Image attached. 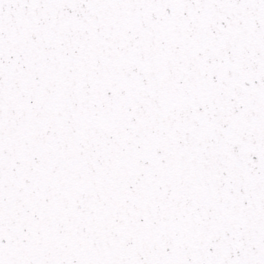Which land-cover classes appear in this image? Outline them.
Wrapping results in <instances>:
<instances>
[{
  "label": "snow or ice",
  "instance_id": "6c2138e0",
  "mask_svg": "<svg viewBox=\"0 0 264 264\" xmlns=\"http://www.w3.org/2000/svg\"><path fill=\"white\" fill-rule=\"evenodd\" d=\"M0 264H264V0H0Z\"/></svg>",
  "mask_w": 264,
  "mask_h": 264
}]
</instances>
